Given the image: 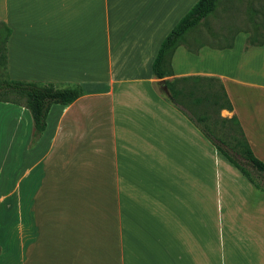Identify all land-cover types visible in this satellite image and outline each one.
Returning <instances> with one entry per match:
<instances>
[{
  "label": "crops",
  "instance_id": "obj_1",
  "mask_svg": "<svg viewBox=\"0 0 264 264\" xmlns=\"http://www.w3.org/2000/svg\"><path fill=\"white\" fill-rule=\"evenodd\" d=\"M195 0H0L4 74L76 84L30 143L29 111L0 101V264H264V192L156 90L217 78L264 163V40L156 50ZM256 208H260L258 212ZM256 214V215H255Z\"/></svg>",
  "mask_w": 264,
  "mask_h": 264
},
{
  "label": "trees",
  "instance_id": "obj_2",
  "mask_svg": "<svg viewBox=\"0 0 264 264\" xmlns=\"http://www.w3.org/2000/svg\"><path fill=\"white\" fill-rule=\"evenodd\" d=\"M219 0H196L183 14L172 28L162 38L151 63V72L155 78L161 79L172 74L170 58L178 45L192 53H196L204 43H188L185 34L202 23L210 15ZM256 10L249 9L248 29H239L248 33L244 48L262 44L264 40V11L262 21L255 18ZM10 29L0 22V52L2 65L5 64V43ZM233 36V35H232ZM232 38L225 45L230 47ZM211 46V45H210ZM216 47V46H211ZM166 89L168 96L162 97L181 111L202 133V135L230 162L242 175L259 190H264V163L252 152L246 137L235 115L209 122L210 114H217L220 109L230 111L231 103L224 91L222 83L215 77L204 75H188L162 79L157 82ZM82 88L76 84L56 85L51 82L11 79L5 74L0 77V101L9 102L26 108L32 120L30 143L40 137L45 117L51 104H68L82 94ZM161 95V94H160ZM205 102L208 110L200 115L191 116L186 113L178 102ZM210 112V113H209ZM208 122L199 124V122Z\"/></svg>",
  "mask_w": 264,
  "mask_h": 264
},
{
  "label": "rangeland",
  "instance_id": "obj_3",
  "mask_svg": "<svg viewBox=\"0 0 264 264\" xmlns=\"http://www.w3.org/2000/svg\"><path fill=\"white\" fill-rule=\"evenodd\" d=\"M192 5L193 4H191L188 7V9ZM250 8H254L256 10V15H255L256 20L262 21L263 16L261 14L264 11V0H219L216 3L213 12L210 15H208L202 23L198 24L195 28L186 32L185 40L190 44H194L195 42H200V43H204L207 46L209 45L216 46L215 49L229 48V47H218V46L227 44L230 38H232L233 41L235 35L240 32L237 31L236 33H234L236 30L239 29L249 30ZM232 41H231V45H232ZM203 46L204 45H202L201 47ZM201 47H199V49ZM0 77H4V66L2 65L1 52H0ZM155 87L158 93H160L161 95L168 96V93L166 92V89L164 87H161L159 84H156ZM178 103H179L178 105L191 116L200 115L203 111L208 110L207 104L205 102L195 103V102L182 101ZM218 116L221 118H229L232 115L227 110L220 109L218 111V115L214 113L210 114L208 121L213 122L217 120ZM207 123L208 122L206 121L199 122L200 125ZM262 184L264 185V180L262 181ZM260 191L264 192V190H260ZM259 209L260 208H256V211L258 212ZM2 210L3 211H1V215L3 221L2 223H0V227L3 226V228L5 229L7 227L12 228V226H14L13 221H15V214L13 213L11 203L8 202L4 204Z\"/></svg>",
  "mask_w": 264,
  "mask_h": 264
}]
</instances>
